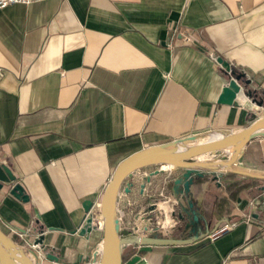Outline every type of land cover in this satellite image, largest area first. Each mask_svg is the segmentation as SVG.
<instances>
[{
    "label": "crops",
    "instance_id": "0c3cea01",
    "mask_svg": "<svg viewBox=\"0 0 264 264\" xmlns=\"http://www.w3.org/2000/svg\"><path fill=\"white\" fill-rule=\"evenodd\" d=\"M218 56L249 80L252 95L240 92L238 104L217 100L230 76ZM0 66V162L30 196L5 184L0 226L39 264H96L103 229L81 232L83 202L97 209L119 160L190 133L235 130L264 110L253 100L264 101V0L8 3L0 7ZM244 146L235 166L264 172V134ZM217 156L228 154H204ZM146 168L153 173L123 206L121 234L197 236L153 244L144 252L150 264H264V176L221 165L214 178L203 166L186 192L182 167ZM143 175L128 177L133 188ZM119 193L122 202L128 193ZM190 200L195 230L179 215Z\"/></svg>",
    "mask_w": 264,
    "mask_h": 264
},
{
    "label": "water",
    "instance_id": "95a60500",
    "mask_svg": "<svg viewBox=\"0 0 264 264\" xmlns=\"http://www.w3.org/2000/svg\"><path fill=\"white\" fill-rule=\"evenodd\" d=\"M217 59L222 63L227 73H230L228 82L222 87L217 100L219 102L238 104L237 96L240 92L252 95V91L245 85L249 80L244 77L243 72L236 71L232 68L230 62L218 56ZM253 100L258 105L263 104V97ZM250 121L240 128L224 132L217 130L205 133L201 138L202 133H190L188 136L173 138L169 141H163L155 144H148L139 148L129 155L119 160L109 177V181L102 191V197L98 203L100 215L103 218V234L101 244V255L96 264H150L146 254L142 251H148L152 248L153 244H176L186 243L191 240L197 239L194 237H171V236H158L143 233L132 234V236L122 235L120 232L121 223L120 216L123 206L130 200L132 191L137 188H142L153 170L146 168V166L158 164L160 168L180 166L184 170L179 176L177 181L183 180V191L188 192L189 184L193 179L192 173L201 174L199 167H209L214 173V178H218L216 170L221 166H225L230 170L240 173L261 174L253 173L249 170H244L235 166L237 157L242 148L245 147L247 141L251 138L264 134V110L260 114L254 111L249 113ZM221 150L227 153V157L217 156L216 158H205L203 155L206 152H214ZM143 169L144 175L141 181L134 188L132 182H129L128 177L138 170ZM8 184L9 192L16 197L24 200L29 199V195L25 192V187L22 182L16 179V174L5 163L0 162V189ZM124 189L128 195L122 202H119V192ZM95 205L91 198L83 202V207L87 214L90 208ZM183 211L179 213L180 217L187 216L189 222L186 226L192 224V229L195 230V224L199 222L200 216L197 209L193 206V201L190 200L187 206L183 207ZM85 225L81 226V232H89L97 227L94 222L92 214L85 217ZM40 243V240H37ZM135 243L137 245L134 252L128 257L124 258L123 245L126 243ZM48 256L58 260L59 256L51 252H47ZM0 264H39L38 260L31 255L30 250L24 245L15 241L0 226Z\"/></svg>",
    "mask_w": 264,
    "mask_h": 264
},
{
    "label": "built area",
    "instance_id": "2783aa9c",
    "mask_svg": "<svg viewBox=\"0 0 264 264\" xmlns=\"http://www.w3.org/2000/svg\"><path fill=\"white\" fill-rule=\"evenodd\" d=\"M34 0H0V7H4L6 5H8V3H13V2H20V3H28V2H32ZM175 31L177 32L178 35H180L184 40H190L191 39V35L190 33L182 28H176ZM3 73V68L2 66H0V75ZM91 210L88 212V214H92L94 217V222L97 223V226L99 227H103V218L100 215L99 209H95L94 206L90 208ZM87 214V215H88ZM120 221H121V216H120ZM121 223V222H120ZM227 224H225L222 228L226 227ZM138 230V228H133V232L136 233H143L142 231H136ZM33 246L35 247L37 253L42 254L43 253V249L44 247L39 243V242H35L32 243ZM101 244L102 242L95 248L94 250V255H95V260L94 262L97 263V261L99 260V257L101 255ZM31 253V252H30ZM31 255H33L31 253ZM35 257V255H33ZM36 258V257H35Z\"/></svg>",
    "mask_w": 264,
    "mask_h": 264
},
{
    "label": "trees",
    "instance_id": "16d2710c",
    "mask_svg": "<svg viewBox=\"0 0 264 264\" xmlns=\"http://www.w3.org/2000/svg\"><path fill=\"white\" fill-rule=\"evenodd\" d=\"M233 172H234V170H232L230 172V174H233ZM133 252H134L133 249H129V250L125 251L124 254H123L124 258L125 259L128 258ZM144 252L145 251H142V253H144Z\"/></svg>",
    "mask_w": 264,
    "mask_h": 264
},
{
    "label": "rangeland",
    "instance_id": "374dc122",
    "mask_svg": "<svg viewBox=\"0 0 264 264\" xmlns=\"http://www.w3.org/2000/svg\"><path fill=\"white\" fill-rule=\"evenodd\" d=\"M161 210V209H160ZM167 227V225H165ZM165 231V230H164Z\"/></svg>",
    "mask_w": 264,
    "mask_h": 264
},
{
    "label": "bare ground",
    "instance_id": "6f19581e",
    "mask_svg": "<svg viewBox=\"0 0 264 264\" xmlns=\"http://www.w3.org/2000/svg\"><path fill=\"white\" fill-rule=\"evenodd\" d=\"M204 156V155H203Z\"/></svg>",
    "mask_w": 264,
    "mask_h": 264
}]
</instances>
